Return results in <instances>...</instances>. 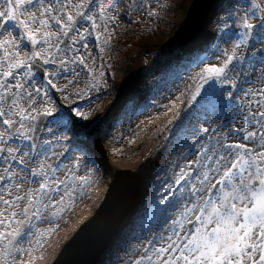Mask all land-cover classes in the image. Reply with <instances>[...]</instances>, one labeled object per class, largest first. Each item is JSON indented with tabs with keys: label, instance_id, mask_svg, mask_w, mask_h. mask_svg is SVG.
I'll use <instances>...</instances> for the list:
<instances>
[{
	"label": "snow or ice",
	"instance_id": "1",
	"mask_svg": "<svg viewBox=\"0 0 264 264\" xmlns=\"http://www.w3.org/2000/svg\"><path fill=\"white\" fill-rule=\"evenodd\" d=\"M146 7L158 16L150 0H0V264H30L17 256L35 259L55 231L38 225L97 182L103 161L81 143L97 121L84 109L106 94L114 26ZM214 7L211 54L178 70L200 69L167 122L174 159L141 166L145 195L103 264H264V0Z\"/></svg>",
	"mask_w": 264,
	"mask_h": 264
},
{
	"label": "rangeland",
	"instance_id": "2",
	"mask_svg": "<svg viewBox=\"0 0 264 264\" xmlns=\"http://www.w3.org/2000/svg\"><path fill=\"white\" fill-rule=\"evenodd\" d=\"M157 1H159L158 4L156 3ZM191 1L192 0H150V7L153 10L158 11L157 17L149 18L147 16L148 8L146 7L143 14L137 13L131 16L130 20L132 22H130L129 18L126 17L125 19L118 21L117 25L114 26V35L111 40V50L104 53V59L106 62V78L108 80L106 94L102 93L101 98L98 101H96L90 107L84 109L85 113L89 116V122L96 120L97 123L88 130L87 138L81 140L82 144L84 143V145L86 144L88 147H90V145L97 146L99 154L102 156L99 157L103 161V165L105 162L104 160H109L111 163L117 165L116 168L110 172L108 180L105 182V184H107L105 189H108L109 185L113 181L116 171L119 170L133 171L136 175H138L140 178L139 194L141 193L142 189L145 188L144 183L146 181H142L143 173H140L139 170L141 169V166L148 160V158L152 156V152L156 148L157 141L161 138L168 125L162 124L161 126L157 125L156 127H153L155 124L154 122L159 120L164 122L165 118L168 116L167 112L169 109L157 107L158 101H160V105H168L172 103V101L174 102L172 99L171 102L166 103V100L169 97L164 95L166 93V85H162L161 87L164 86V88L161 89L158 86L149 88V85H146L148 84L146 82L144 87L146 90L148 89L147 95H145L144 99L138 100V104L136 102V111H134L133 114H126L121 118L120 116H115L114 113H112V110H109V115L107 118H105V121H102V116L107 115L106 111L107 107H109L107 106V102L108 100L110 101V96L113 94L112 98L114 97L115 99V92L117 90H121L118 88L120 87V80L124 72L126 71L130 73L132 69L135 68L136 64L142 60V62H144V64L149 67L148 71L145 70V72L142 73V78L151 79L152 81V79L155 78L156 73H160L166 68L164 65L165 61H163L167 55L166 52L170 53V56L175 54V56L170 58H174V62H177L176 60L181 61L183 58L181 56H185L188 52L190 53L189 55H204L206 52L209 55L211 54V44L215 43V40L213 37L210 39L206 37L209 36L211 32H213L215 27V13L212 14V19L202 27V31L199 33L196 39L185 45V49L181 50L177 47V40L182 35V22L186 16V11ZM125 2H128V0H125ZM159 4H163L166 7L160 9L158 8ZM170 7H175V10L173 12L168 11ZM211 23L213 26H210ZM163 33L166 34V38L168 40L165 43L166 51H164V57H162V55L158 59L155 58V53L160 51V47L157 42L156 44L146 43L145 46L138 47L137 43L141 39H143L144 42H147L151 38L160 40L163 37ZM187 46L190 48V51L186 50ZM89 47L94 54H98V50L93 48L91 44ZM211 58L213 62H215V57L213 56ZM96 66L97 68L100 67L99 59H97ZM143 69L144 68H142V70ZM199 70V67H197L189 68L186 71H180L179 73H174L177 77V79L175 78L176 80L174 81L180 83L185 81L187 84H189L187 88H185V91H183L185 92L184 95L179 98L180 102H182L184 96V99L186 98L187 90L189 86L192 85V80L190 77ZM69 79H71V77H69ZM86 79V75L82 73L79 84L73 85L69 91H74L77 87H84ZM252 80H256L255 76L252 77ZM61 83H65V81H61ZM246 85L247 84H245L243 87L246 88ZM256 86L258 87L259 85L257 84ZM93 95H95V93H93ZM56 99H60L59 94H57ZM154 101L155 104L153 103ZM117 104L118 106H124L123 100H120ZM61 105L65 106L63 101H61ZM112 108L115 109L114 106ZM144 108H146L145 110L148 108L153 110L156 109L155 111H158V113L156 112L155 116L145 114ZM158 108H160V110ZM142 112L144 113V118L139 120L137 116ZM70 133L71 132L66 134L69 139L72 138V133ZM125 135H130V137H126ZM129 138L133 140V143H137V145H130V143L127 142ZM42 139L54 140L55 138L52 136H42ZM56 151L59 152L61 149L57 148ZM102 169L103 168L97 172L98 176L101 175ZM98 176L96 175L97 178ZM103 185L100 186L97 180V182L94 184L95 188L92 190L94 192L91 193L87 191V194L84 197L87 199L86 202L80 204L78 199L75 206L61 217L62 223H58L55 226V231L47 237V242L45 243L47 245L44 244L39 249L32 252L31 255L35 257V259L30 260L29 255L25 253L23 257L17 256V260L25 262L30 261V264H51L64 242L73 235V233L80 227L82 223H84V221L88 219L86 216L87 211L92 209L94 213V211L98 209V206L101 204L107 191L106 189L103 196L98 195V189L100 190ZM85 224H88V222ZM47 225L48 223L45 222L43 224H39L38 227L45 228ZM116 233L117 232H114V234ZM116 237L112 238L115 239ZM108 256V254L103 253L102 257L98 259L96 264L104 261L108 258Z\"/></svg>",
	"mask_w": 264,
	"mask_h": 264
},
{
	"label": "bare ground",
	"instance_id": "3",
	"mask_svg": "<svg viewBox=\"0 0 264 264\" xmlns=\"http://www.w3.org/2000/svg\"><path fill=\"white\" fill-rule=\"evenodd\" d=\"M156 3L158 4L159 1H157ZM174 10H175V7H170V9H168V11H170V12H173ZM214 13H215V7L212 8L210 13L208 14V16L205 20V24L208 23V21H210L212 19V17H213L212 14H214ZM210 15H211V17H210ZM210 26H213L212 23ZM212 37H213V32H211L210 35L207 36L206 38L210 39ZM167 41L168 40L166 38V34L163 33V37L160 40H155V39L151 38L147 42L146 41L144 42L143 39H141L137 44H138V47H142V46H145L146 43L147 44H149V43L150 44H156V42H157V44H159V47H160L159 50L160 51L158 53H155V58L158 59V58H160V56H162L165 53L164 52V51H166L165 43ZM206 42L208 43L207 40H206ZM185 47L186 46L182 47L181 50L185 49ZM257 47H259V46H257ZM186 50L190 51V48L187 46ZM166 54L167 55L164 58L166 60L163 59V61H165L164 65L166 66V68L164 70H162V72L156 73L155 78L152 79V81H151V79H147V78L143 79L142 78V76H143L142 73L145 72V70L148 71V69H149V67L146 66L144 64V62H142V60H141V62L136 64L135 68L132 69V71L130 73H128L126 71L124 72V74L120 80V82H121L119 84L120 87L118 88L121 90H117L115 92V99H114V97L112 98L113 94H112V96H110V98H109L110 101L108 100V102H107V104H108L107 106H109V107H107V111H106L107 115L102 116V119H101L102 121H105V118H107V116L109 115V113H108L109 110H112V113H114L115 116H120L121 118H122V116H125L126 114H130V115L133 114L134 111H136V106H137L136 102L138 104V100L144 99L145 95H147L148 89L146 90L144 87L146 82L148 83L146 85H149V88L154 87V86H158L161 89V88H164V86L166 85L165 86V90H166L165 92L166 93L164 95L170 97V98L168 97V99L166 100V103L171 102L172 99L174 100V102L172 101V103L168 104L171 107L169 108V110L167 112L168 116L165 118V121L163 122L162 120H159L157 122H154L155 124L153 125V127H156L157 125L161 126L162 124H164V125L168 124L167 122L169 120L173 119V114L177 110L188 108L187 96L185 99H184L185 96L183 97L182 102H180L179 98H181L182 95H184L185 92H183V91H185V88H187V86L189 84H187V82H185V81L181 82V83L174 81L177 79V77H176V79L174 78V73L175 72L179 73L180 71H178V70L182 66L186 65V63L194 55H192V54L189 55L190 53L188 52V53H186L185 56H181V57H183L181 59V61L176 60L177 62H174L173 61L174 58L173 59H170V58L175 56V54L171 55V56H170V53L166 52ZM162 57H164V55ZM158 64H159V61H158ZM142 68H144V69L142 70ZM257 68H259V65H257ZM252 77H250V78L252 79ZM255 79H256V77H255ZM162 85H164V86L161 87ZM246 86H247L246 88L249 87V85H246ZM120 100H123L124 106H122V105L118 106L117 103ZM158 105H160V101H158ZM113 106L115 109L112 108ZM157 107H156V109H157ZM145 109L146 108H144L145 112L143 111L145 114L155 116L156 112L158 113V111H155L156 109H154V110L151 108H148L147 110H145ZM158 109L160 110V108H158ZM143 112L137 116V118L139 120L144 118ZM171 128H172V125H167L166 130L163 132L161 138L157 141L156 148L152 152L153 153L152 156H150L148 158V160L154 161V163L157 166H168V162L174 159V157L172 155L164 154V144L166 143V138L170 136V129ZM128 130H129V128H128ZM66 134H69V132ZM57 135H59V133H57ZM125 136L130 137V135H125ZM127 142L130 143V145H132V144L137 145V143H135V142L133 143V140L131 138H129L127 140ZM83 145H84V143H83ZM84 146L92 153L94 158L99 157V156L102 157L99 154V151H98V148L96 145H92V146L90 145V147H88L85 144ZM79 155H80V153H73L72 154V160H68V161H64V162L71 164L73 162V160ZM104 161H105L104 167L101 171V175L98 176V173H96V175L98 176V178L96 177V179L98 180V184L101 186L104 183V185L100 188V190L98 189V195L99 196L100 195L103 196L105 194V190L107 189V188L105 189V187L107 185V184H105V182L108 180L110 172L113 169H115L117 166L116 164L111 163L109 160H104ZM120 173L121 172H119V171H116V173H115L116 180L119 179L120 184L119 183L115 184V188H112V196L102 206V212L98 213L96 216L97 221L100 222V230H98V229L90 230L88 232V235L86 233H84L82 238H78L75 240V242L82 243L87 247L89 242L93 243V244L96 242L100 243L106 237H108L110 234V239L108 240V244H107L105 250L99 254L98 259H100L102 257L103 253L109 255V253L112 250V246H113L115 240L117 238H119V236L127 228L128 224L131 223L132 218L134 217V214L137 211L138 206H139L141 200L143 199V197L145 195V191H146V187H147L145 181H144L145 182L144 183L145 188L143 187L144 189H142L141 193L139 194L140 188H139V185L137 184V181L132 176H128L127 178L120 177ZM83 174H84V172L82 171L80 173V175H83ZM151 178L155 179L154 176H152ZM119 186H120V188H119ZM93 188H95L94 185L91 188H89L87 191L93 193L94 192V191H92ZM84 199L85 198L79 199V203L80 204L85 203L87 199H85V200ZM98 205H99V202H98ZM112 205L119 214H122V216H121L122 218L120 217L118 219V217H116V218H112L110 221H108V227L106 229V232L108 234H107V236L104 237L100 234L101 225L105 224V222H104L105 219L110 215ZM135 206H137V207H135ZM92 214H93V210L89 209L87 211V214H86L87 218L91 217ZM61 219L62 218H60L58 221H56L55 225L48 224L47 227H55L58 223L61 224L62 223ZM91 226L96 227V222L94 220L91 221ZM114 232H117L116 234H114L115 236H113V237L117 236L115 239H113L111 237V235ZM132 243H135V241H132ZM45 245H47V244H45ZM119 254L121 256H123V253H119ZM80 264H86V263L80 262ZM99 264H103V261L100 262ZM119 264H123V261H120Z\"/></svg>",
	"mask_w": 264,
	"mask_h": 264
},
{
	"label": "water",
	"instance_id": "4",
	"mask_svg": "<svg viewBox=\"0 0 264 264\" xmlns=\"http://www.w3.org/2000/svg\"><path fill=\"white\" fill-rule=\"evenodd\" d=\"M191 9H192V6H190V9H189V11H188V16H189V13L191 12ZM193 9H194V7H193ZM187 16V17H188ZM196 20H197V17H196V15L194 16V18H193V20H192V22H194V27H196L197 25H196ZM197 28V27H196ZM199 31H200V27L199 28H197L196 30H195V32H194V35H193V38H195L196 36H197V34L199 33ZM184 32V37H183V39H179L180 40V44H183V42H184V40L185 39H187L188 38V34H189V31H187L186 32V30H184L183 31ZM74 245V244H73ZM76 247V246H75ZM75 247H73V248H75ZM65 248H67V249H65L64 250V252H63V255L62 256H60L59 257V263L58 264H79V262H75V260H74V258L76 259L78 256H79V252H81V251H79V249L76 247V250H75V257L73 258V257H71L70 259H69V257H70V255L68 256V252H70L71 251V249H72V244L70 245L69 244V246L67 245ZM88 251V250H87ZM86 250H83V252H81V254H84V255H87L88 254V252H87Z\"/></svg>",
	"mask_w": 264,
	"mask_h": 264
}]
</instances>
